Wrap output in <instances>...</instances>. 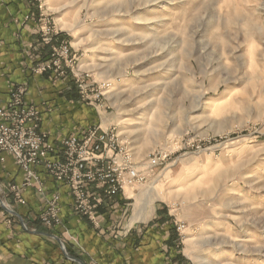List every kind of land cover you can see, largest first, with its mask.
Instances as JSON below:
<instances>
[{
	"label": "rangeland",
	"instance_id": "1",
	"mask_svg": "<svg viewBox=\"0 0 264 264\" xmlns=\"http://www.w3.org/2000/svg\"><path fill=\"white\" fill-rule=\"evenodd\" d=\"M32 1L48 51L31 71L68 45L63 74L33 73L66 77L140 168L166 156L125 190L122 226L160 208L191 264H264V0Z\"/></svg>",
	"mask_w": 264,
	"mask_h": 264
},
{
	"label": "crops",
	"instance_id": "2",
	"mask_svg": "<svg viewBox=\"0 0 264 264\" xmlns=\"http://www.w3.org/2000/svg\"><path fill=\"white\" fill-rule=\"evenodd\" d=\"M37 12L32 0H0V107L9 101L14 85H24L25 102L40 109V130L47 133L49 143L60 147L63 139L80 135L96 120L90 116L92 109L75 98L66 77L31 71L48 51L40 43ZM3 157L0 196L16 214L10 224L0 217V264H191L178 248L172 219L165 218L160 208L143 225L122 226L125 195L106 196L89 186L88 192L101 200L93 224L72 211L69 188L37 165L32 168L46 196L59 194L61 223L44 227L38 219L45 206L43 196L34 187H24L23 202L16 203L9 186H20L25 173L10 154ZM46 234L59 238L62 245Z\"/></svg>",
	"mask_w": 264,
	"mask_h": 264
},
{
	"label": "built area",
	"instance_id": "3",
	"mask_svg": "<svg viewBox=\"0 0 264 264\" xmlns=\"http://www.w3.org/2000/svg\"><path fill=\"white\" fill-rule=\"evenodd\" d=\"M40 21L43 33L49 35V22L42 16ZM45 40L49 41V38ZM69 55L68 45H52L48 60L37 63L33 72L53 71L61 75L65 72L64 66L70 65ZM79 87L81 90L84 88L81 83ZM25 92L24 85H14L9 101L0 107V161L4 160V153L10 154L25 173L20 186H9L16 203L23 202L21 189L24 187L34 186L43 196L45 206L38 219L46 228L61 223L59 194L54 192L50 197L46 196L33 166L42 165L57 182L69 188L73 197V212L95 221V209L101 200L88 192L89 186L101 189L106 196L124 194L127 188L145 182L147 171L166 157H150L146 168H140L117 134L99 130V127L87 128L80 135H71L61 141L60 147H56L48 142L47 133L40 130L39 110L25 102ZM9 209L0 196V217L5 218L8 224L13 217ZM23 227L26 229L25 224Z\"/></svg>",
	"mask_w": 264,
	"mask_h": 264
},
{
	"label": "bare ground",
	"instance_id": "4",
	"mask_svg": "<svg viewBox=\"0 0 264 264\" xmlns=\"http://www.w3.org/2000/svg\"><path fill=\"white\" fill-rule=\"evenodd\" d=\"M156 20L159 21L160 25L163 24L162 20H160V15H157L156 16ZM66 27V26H65ZM70 27V26H69ZM69 29V28H68ZM214 101V100H213ZM213 107V104L209 102V106L203 111V115H208L209 111L212 109ZM143 119V118H141ZM140 128V127H139ZM153 189H156L155 186H153ZM154 192V191H153ZM143 195L144 193H141V194H138V195H135V200L138 202V201H141L143 199ZM147 195V194H146ZM147 199V197H146ZM152 200V199H151ZM212 260V257L211 256H205L203 258L200 259V264H208L210 261Z\"/></svg>",
	"mask_w": 264,
	"mask_h": 264
},
{
	"label": "water",
	"instance_id": "5",
	"mask_svg": "<svg viewBox=\"0 0 264 264\" xmlns=\"http://www.w3.org/2000/svg\"><path fill=\"white\" fill-rule=\"evenodd\" d=\"M11 213H13V214H16L14 211H10ZM21 223L22 224H24L22 221H21ZM27 230V229H26ZM46 235H48V236H52V235H50V234H46ZM54 239H56L61 245H62V243H61V241H60V239L59 238H57V237H54V236H52ZM63 248V247H62ZM63 250H64V248H63ZM64 253L66 254V256L67 257H71V256H69V255H67V253L65 252V250H64Z\"/></svg>",
	"mask_w": 264,
	"mask_h": 264
}]
</instances>
